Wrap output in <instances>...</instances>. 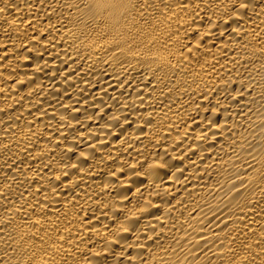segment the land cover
Listing matches in <instances>:
<instances>
[{
  "label": "bare ground",
  "instance_id": "1",
  "mask_svg": "<svg viewBox=\"0 0 264 264\" xmlns=\"http://www.w3.org/2000/svg\"><path fill=\"white\" fill-rule=\"evenodd\" d=\"M0 264H264V0H0Z\"/></svg>",
  "mask_w": 264,
  "mask_h": 264
}]
</instances>
